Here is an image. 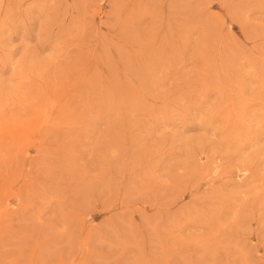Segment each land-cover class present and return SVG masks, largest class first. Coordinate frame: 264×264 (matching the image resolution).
Listing matches in <instances>:
<instances>
[{
  "label": "rangeland",
  "instance_id": "374dc122",
  "mask_svg": "<svg viewBox=\"0 0 264 264\" xmlns=\"http://www.w3.org/2000/svg\"><path fill=\"white\" fill-rule=\"evenodd\" d=\"M0 264H264V0H0Z\"/></svg>",
  "mask_w": 264,
  "mask_h": 264
}]
</instances>
